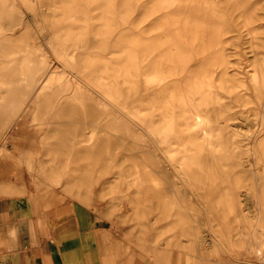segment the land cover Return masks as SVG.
Wrapping results in <instances>:
<instances>
[{
    "label": "bare ground",
    "instance_id": "1",
    "mask_svg": "<svg viewBox=\"0 0 264 264\" xmlns=\"http://www.w3.org/2000/svg\"><path fill=\"white\" fill-rule=\"evenodd\" d=\"M249 179L258 208L233 217L256 224L230 240L197 191ZM36 191L108 219L123 191H174L177 216L133 209L142 264H264V0H0V195Z\"/></svg>",
    "mask_w": 264,
    "mask_h": 264
},
{
    "label": "crops",
    "instance_id": "2",
    "mask_svg": "<svg viewBox=\"0 0 264 264\" xmlns=\"http://www.w3.org/2000/svg\"><path fill=\"white\" fill-rule=\"evenodd\" d=\"M37 201L0 195V264H142L102 212L69 201L47 210Z\"/></svg>",
    "mask_w": 264,
    "mask_h": 264
},
{
    "label": "rangeland",
    "instance_id": "3",
    "mask_svg": "<svg viewBox=\"0 0 264 264\" xmlns=\"http://www.w3.org/2000/svg\"><path fill=\"white\" fill-rule=\"evenodd\" d=\"M247 167V165H245ZM238 182V186L235 191H227V195L224 197H221L218 195V191H197L202 194L201 199L205 201V204L207 207L211 209V212L213 215H217L220 218V222L226 229L229 231V239L232 240V232L235 229L236 222L240 223V230L244 233L248 230V226L250 224H256L255 220H248V221H235L233 215H237L240 212L238 211L239 205L237 204L236 198L239 197L243 201L241 203V208L245 207V212L249 209L251 210L254 208H258V206L251 202L252 198H255L254 192L256 190L255 187L250 186L251 183H253V179L249 180H236ZM56 193H61V191H55ZM81 193H84L82 195H85V197L90 198L91 200L100 199L103 194L109 193V191H81ZM125 197H128L129 199H133L134 201L138 202L137 206L135 207L132 203L126 201L122 205L116 204L115 207H108L104 205L102 207L103 211H106L107 209L111 210L112 214H123V217L113 215L111 216V221H117L118 224H112L115 230H117L119 233L123 234L126 238H128L131 242L135 244V228L132 226V223L135 221V218L133 216V209L134 207L138 209L139 213L142 214L146 219L150 220L151 217L155 213H161L162 215L167 212H170L174 216H177L178 211L177 208H174L171 201L174 199V191H123ZM26 194V193H25ZM38 196V200L43 201V193L42 191H36L35 193ZM179 196L181 198H188L187 194L185 192L179 193ZM248 196V197H247ZM80 198V197H77ZM105 199H109L108 197H104ZM236 202V203H235ZM60 203H63V201H60ZM58 203V204H60ZM103 204H108V201H105ZM187 204V203H186ZM251 206V207H250ZM188 207H194L197 206L195 204L188 205ZM250 207V208H249ZM240 209V208H239ZM182 210V209H181ZM184 213V212H183ZM194 216H199L198 212L193 210ZM249 213V212H247ZM120 219H123L120 220ZM192 220L191 218H187L184 220H181L179 225L186 231L188 236L181 235L179 236L177 245L180 248H186L196 245V228H200L204 230L205 228L201 225V221L198 220ZM134 220V221H132ZM150 222V221H149ZM147 229L144 230V234H146V242L148 244H154V241L157 240L158 231L162 230L161 228H156L154 225L147 226ZM142 230V231H143ZM224 232L225 230L222 229ZM163 237V236H162ZM225 240H227L226 236H223ZM251 237L249 236H242L241 237V246L244 247H238L236 246L237 251L239 252L240 257L244 259V257L248 256L249 260L252 263L258 262L257 257L254 253H248L246 248L250 244ZM162 241V239H161ZM188 241V242H187ZM137 261L139 263H142V260H140L138 257H136Z\"/></svg>",
    "mask_w": 264,
    "mask_h": 264
}]
</instances>
